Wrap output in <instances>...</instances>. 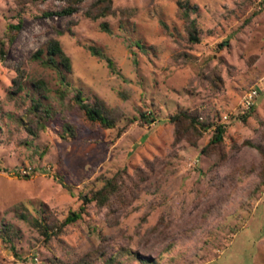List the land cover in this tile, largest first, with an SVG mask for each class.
<instances>
[{
	"label": "rangeland",
	"instance_id": "1",
	"mask_svg": "<svg viewBox=\"0 0 264 264\" xmlns=\"http://www.w3.org/2000/svg\"><path fill=\"white\" fill-rule=\"evenodd\" d=\"M95 1L45 17L67 2L0 0V40L23 17L0 61V264H104L118 252L122 264H142L129 250L150 264H264V95L243 107L247 92L264 86V0H190L197 44L177 0H113L115 13L96 21L86 16ZM51 38L70 59L72 87L103 100L117 128L89 133L73 118L83 131L69 144L19 123L24 108L9 98L18 68L29 85L58 88L56 72L32 58ZM88 46L112 58L116 72ZM180 112L229 123L223 143L210 146L212 129L198 137L187 123L177 128L171 119ZM103 177L115 178L120 193L87 205L49 241L16 214L27 208L63 222Z\"/></svg>",
	"mask_w": 264,
	"mask_h": 264
},
{
	"label": "trees",
	"instance_id": "2",
	"mask_svg": "<svg viewBox=\"0 0 264 264\" xmlns=\"http://www.w3.org/2000/svg\"><path fill=\"white\" fill-rule=\"evenodd\" d=\"M48 0H30V4L38 5L47 2ZM67 6L60 10L49 9L43 11L45 17L52 16H71L77 12L78 6L86 0H64ZM179 13L187 22L188 40L192 44L200 42L199 25L192 18L194 13H197V6L192 5L190 0H177ZM115 13L113 0H97L86 11V16L93 20H99L109 17ZM17 24H8L5 38L0 40V61L4 62L9 54L10 46L14 43L17 34L23 26L22 14H18ZM103 32L112 34V30L108 23L103 22L100 25ZM69 31V30H68ZM58 35H63V31H57ZM136 45L140 48V44ZM89 52L106 61L109 69L115 73L116 66L112 58L107 56L104 51L94 46H88ZM40 62L42 66L56 72L58 76V88L53 90L44 80L32 81L29 85L28 79H24V72L18 68V77L14 80L12 90L9 92V98L17 100L22 105L23 115L19 118V123L32 136L37 137L41 131L55 133L58 139L67 143L77 141L83 130L80 131L77 125L71 120L78 118L81 124L87 126L92 133L96 129H115L118 125V117L109 109L105 102L98 97H89L84 94L81 89H74L68 79V75L72 73V66L69 57L64 52L61 42L57 38L49 39L32 57ZM55 96L52 97L51 93ZM53 100L58 102V106ZM19 105V106H20ZM11 118L12 114L9 115ZM198 114H190L188 112H180L174 115L171 119L173 124L178 128L187 123L192 130H195L198 137L213 130V135L210 141V146L220 145L224 141L230 124L221 123H203L199 120ZM142 118L149 121L144 113ZM135 119H133L134 121ZM245 120V119H244ZM131 120V123H133ZM178 130V129H177ZM24 179H30L31 175H22ZM103 186L90 191L88 194L81 197L83 203L78 211L71 212L65 221L59 222L51 216H36L30 213L27 208H21L16 214L22 221L28 223L46 240L49 241L53 237L63 233L66 226L76 223L82 218L87 205L96 202L100 206H106L111 201L112 197L120 193L121 184L115 178L103 177L100 179ZM9 227H4V231H9ZM10 249L16 252L15 238L4 239ZM124 254H112L108 258L104 257V264H122L121 259ZM129 257L138 258L142 264H150L153 262L150 258L134 255L132 251H128ZM82 261V260H81ZM84 264V263H82Z\"/></svg>",
	"mask_w": 264,
	"mask_h": 264
},
{
	"label": "built area",
	"instance_id": "3",
	"mask_svg": "<svg viewBox=\"0 0 264 264\" xmlns=\"http://www.w3.org/2000/svg\"><path fill=\"white\" fill-rule=\"evenodd\" d=\"M260 95H264V86H260L259 88L255 87L249 90L243 99L244 109L251 110Z\"/></svg>",
	"mask_w": 264,
	"mask_h": 264
}]
</instances>
